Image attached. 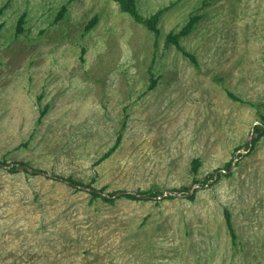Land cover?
I'll list each match as a JSON object with an SVG mask.
<instances>
[{"label":"rangeland","instance_id":"1","mask_svg":"<svg viewBox=\"0 0 264 264\" xmlns=\"http://www.w3.org/2000/svg\"><path fill=\"white\" fill-rule=\"evenodd\" d=\"M137 5L158 34L116 0H0V163L37 171L0 165V264H264V0ZM193 15L196 64L165 43Z\"/></svg>","mask_w":264,"mask_h":264},{"label":"trees","instance_id":"2","mask_svg":"<svg viewBox=\"0 0 264 264\" xmlns=\"http://www.w3.org/2000/svg\"><path fill=\"white\" fill-rule=\"evenodd\" d=\"M118 3H119V6L121 8V10L127 14H129L130 16H132L134 18L135 21L139 22V23H142L143 25H145L149 30L153 31L155 34H158L159 33V29L157 27V22L159 20V14L161 12V10L157 11L155 14L153 15H150V16H145L143 15L139 8H138V5H137V0H116ZM67 7L66 5H62L61 8H60V11L58 12L57 14V20H61L63 17H65L67 14ZM25 14V13H24ZM24 14L20 17V19H18L17 21V26H16V30L17 31H22V25L24 23ZM198 19H200V16L199 15H193L190 17L189 21L183 25L182 29L178 32V33H169V35L167 36L166 40H165V43L166 45L172 43L174 44V46L182 52L183 55H185L186 57H188L190 59L191 62H193L194 64L197 63V60H196V56L194 54H192L191 52L185 50L179 40H180V37L182 36H187L189 33H191L196 24H197V21ZM231 96L234 97V95H232L231 93H229ZM241 101H243L242 99H240ZM263 124H264V118L262 119L261 121ZM261 132L262 134H264V127L260 126V125H256L255 126V132ZM120 139H121V135H119L116 139V142L115 144L110 148L108 149L105 153L102 154V156L100 157L99 161H102L104 159H106L107 157H109L111 155V153L113 152L114 149H116L117 147V144H119L120 142ZM241 148H237V150H239ZM239 156H240V153H239ZM2 163L5 164V161H2ZM15 163H21V164H25L27 165L26 162H15ZM232 163V160H230L227 164H226V168L225 170H228L230 167V164ZM191 165V170L193 172H196L198 170V168L200 167L201 165V160L200 159H193L190 163ZM18 169L13 166L12 168L9 169V171L11 172H16ZM26 171V170H24ZM27 172V171H26ZM221 176L219 175L217 178H220ZM214 178V174H211L207 179L206 181L202 182L204 184H207V182L209 180H213ZM69 181V183H72V184H75V181H73L71 178H68L67 179ZM81 182H78L76 183V185H81L80 184ZM102 191V190H100ZM138 193L140 194H143L145 195V197H151V198H155L159 195H161L160 192H155L153 190H147V191H138ZM90 194L93 196V197H100V195L96 192H90ZM128 198H131V199H139L137 196L135 195H132V194H126L124 195ZM195 197V192L188 196V199L190 200H193ZM169 199V198H172V196H167L165 197V199ZM106 201H111L110 198H104ZM225 221H226V225L229 229V231L231 232L232 235H234L233 233V226H232V222H231V218H230V215L228 214L227 211H225Z\"/></svg>","mask_w":264,"mask_h":264},{"label":"water","instance_id":"3","mask_svg":"<svg viewBox=\"0 0 264 264\" xmlns=\"http://www.w3.org/2000/svg\"><path fill=\"white\" fill-rule=\"evenodd\" d=\"M255 125H263V127H264V124H261L260 122H255L254 123V126ZM253 132H254V129H252V131L250 133V142H251V140L253 138ZM248 150H249V148H247V149H239L236 152H237V154H239V153L240 154H243V153H247ZM236 161H237V157H235L232 160L231 166H230V168L228 170L219 169V170L215 171L214 172V178H213V180L216 179V177H217V175H218L219 172H222V173H228V172H230L231 169H232V166L235 164ZM0 165L2 167L6 168V169H10L13 166H15L17 169H20L21 168V169H25L26 171H29V172H37L35 169H33L32 167H30L29 165H25V164H21V163H9L7 165H4V164H1L0 163ZM65 181L69 183V181H67V180H65ZM76 186L78 188L85 189L86 191H89V192H93L94 191V192H96L98 194H101V195H103L105 197H115L116 196V195H111L110 196L108 194H104L101 191L95 190V189H93L91 187H83V186H80V185H76ZM199 187H200V184L199 183H195L194 185H192V187L190 188V190L188 192H184V191H174V190H166V191H163L161 193V195L157 196V198L158 199H161V198H164V197H167V196H176V197H180V196H190V195L193 194L194 190L196 188H199ZM126 194H132V195H135V196L140 197V198L145 197V195L140 194V193H138L136 191H124V190L123 191H120L117 195H126Z\"/></svg>","mask_w":264,"mask_h":264}]
</instances>
